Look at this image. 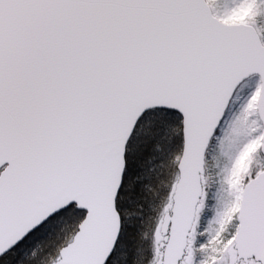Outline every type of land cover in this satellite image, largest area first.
<instances>
[{
  "label": "snow or ice",
  "instance_id": "obj_1",
  "mask_svg": "<svg viewBox=\"0 0 264 264\" xmlns=\"http://www.w3.org/2000/svg\"><path fill=\"white\" fill-rule=\"evenodd\" d=\"M232 2L0 0V264H264V0Z\"/></svg>",
  "mask_w": 264,
  "mask_h": 264
},
{
  "label": "rangeland",
  "instance_id": "obj_2",
  "mask_svg": "<svg viewBox=\"0 0 264 264\" xmlns=\"http://www.w3.org/2000/svg\"><path fill=\"white\" fill-rule=\"evenodd\" d=\"M235 3H239V0H235ZM229 7H232L234 6L232 0H229V4H228ZM255 80H256V77H252L249 81V89L251 88V86L254 85L255 83ZM247 91V90H246ZM44 235L45 233L44 232H37L34 236H32L31 238V241H30V245L29 246H32V245H35L36 243H38L40 240H42L44 238ZM10 264H15V260H12L10 261Z\"/></svg>",
  "mask_w": 264,
  "mask_h": 264
}]
</instances>
